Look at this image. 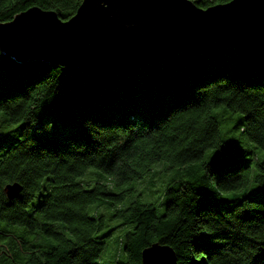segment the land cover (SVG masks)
<instances>
[{
	"label": "trees",
	"instance_id": "obj_1",
	"mask_svg": "<svg viewBox=\"0 0 264 264\" xmlns=\"http://www.w3.org/2000/svg\"><path fill=\"white\" fill-rule=\"evenodd\" d=\"M79 2L0 0V22L31 6L65 20ZM79 76L95 82L76 93ZM159 161L174 171L152 200L143 189ZM89 168L106 180L84 179ZM128 181L144 186L112 210L124 227L112 264H140L151 243L175 264H264V199L250 198L264 190L263 40L202 42L94 74L0 52V264H92L104 235L87 207L108 208L122 197L109 186Z\"/></svg>",
	"mask_w": 264,
	"mask_h": 264
},
{
	"label": "water",
	"instance_id": "obj_2",
	"mask_svg": "<svg viewBox=\"0 0 264 264\" xmlns=\"http://www.w3.org/2000/svg\"><path fill=\"white\" fill-rule=\"evenodd\" d=\"M264 41V0H228L201 8L191 0H80L65 20L52 10L28 7L0 22V52L71 66L94 74L156 62L195 44L215 40ZM20 185L6 183L7 199ZM140 264H175L170 247L151 243Z\"/></svg>",
	"mask_w": 264,
	"mask_h": 264
},
{
	"label": "rangeland",
	"instance_id": "obj_3",
	"mask_svg": "<svg viewBox=\"0 0 264 264\" xmlns=\"http://www.w3.org/2000/svg\"><path fill=\"white\" fill-rule=\"evenodd\" d=\"M95 82L94 79H85L79 76L77 87L75 89L76 93H80L85 89L88 85H91ZM223 115H226V113H223ZM232 118H236L237 114H231ZM231 123V121H230ZM166 166L165 162L159 161L157 163H154L151 167L152 170H155V172L160 171L157 175V179L155 182V186L152 188V190H146L143 189L144 192H146L149 197L153 200L156 198L159 190L161 187L165 184L166 180L172 175L174 168H168L164 170ZM84 179L86 178H99L101 181L106 180V176L102 174L100 171L89 168L87 169L83 175ZM81 176V177H82ZM153 180H155V177H152ZM90 181V180H89ZM140 182L139 181H128L125 183H118L117 185L109 186L110 192L113 194L120 193L122 195L121 199L119 201H116L114 199L113 203L108 207L104 208L102 206H97L96 202L89 204L87 207L88 213L97 214L102 219V226L101 228L96 232V236L104 235L103 237V249L100 254V256L95 259L92 264H112L114 254L118 248V236L121 234V232L124 230V227L118 226L119 219L111 216L112 210L117 208L120 204L124 203L126 201V194L130 193L128 189H134ZM91 186V183L88 187ZM143 184H139V187L143 188ZM128 190V192H127ZM134 194V193H133ZM250 198L252 199H258L263 200L264 199V190L257 191L250 195Z\"/></svg>",
	"mask_w": 264,
	"mask_h": 264
}]
</instances>
